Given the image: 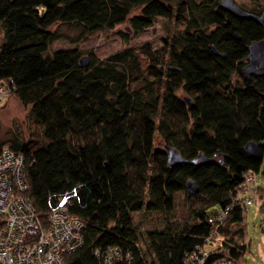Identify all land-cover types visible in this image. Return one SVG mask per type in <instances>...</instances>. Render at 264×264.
Wrapping results in <instances>:
<instances>
[{
    "label": "trees",
    "instance_id": "obj_1",
    "mask_svg": "<svg viewBox=\"0 0 264 264\" xmlns=\"http://www.w3.org/2000/svg\"><path fill=\"white\" fill-rule=\"evenodd\" d=\"M157 18L173 28L157 48L89 53L86 67L77 47L51 50L121 25L136 37ZM129 34L116 33L125 43ZM263 37L256 22L214 0H0V85L10 82L29 108L26 129L0 123V151L23 156L25 193L44 227L66 196L68 213L84 222L83 242L63 264H107V248L121 255L111 264H184L197 248L235 262L246 251L235 241L245 211L236 194L243 174L264 166V76L245 79L242 70L247 46ZM251 141L257 159L244 151ZM167 149L182 162L170 165ZM177 194L191 203L180 214ZM227 206L217 244L207 245L208 217ZM147 212L159 214L160 227L143 228Z\"/></svg>",
    "mask_w": 264,
    "mask_h": 264
},
{
    "label": "built area",
    "instance_id": "obj_2",
    "mask_svg": "<svg viewBox=\"0 0 264 264\" xmlns=\"http://www.w3.org/2000/svg\"><path fill=\"white\" fill-rule=\"evenodd\" d=\"M11 83L0 85V107L11 93ZM24 158L4 146L0 151V264H63L64 256L78 249L83 242L84 222L72 217L67 210L68 196L51 209L48 224L43 226L26 195ZM254 174L244 173L237 196L243 197L246 210L258 199ZM231 206L219 209L208 217L211 230L206 244L218 242V230L227 219ZM264 227V222L261 224ZM99 255V251L96 252ZM103 256L107 264L117 263L121 255L115 248H107ZM127 255L126 257H128ZM206 248H197L187 255L184 264H236L229 258L210 259Z\"/></svg>",
    "mask_w": 264,
    "mask_h": 264
},
{
    "label": "rangeland",
    "instance_id": "obj_3",
    "mask_svg": "<svg viewBox=\"0 0 264 264\" xmlns=\"http://www.w3.org/2000/svg\"><path fill=\"white\" fill-rule=\"evenodd\" d=\"M220 1V0H214ZM238 6L243 7L246 11H252L251 6L254 2L264 9V0H232ZM117 31L125 32L129 34L126 25L119 26L115 31L108 33L90 34L87 38L79 43H71L67 41L54 42L51 50L60 49H72L79 48L83 54L81 58L88 57L89 53H92L98 59H104L110 54L123 50L129 47H137L143 44H149L154 48L160 46L162 39L166 34L173 32V28L170 27L167 22L160 18H157L153 25L141 32L136 37L129 34L130 41L125 43L122 39L116 35ZM59 32L67 36L68 38H75L74 31H68L65 27H60ZM29 108L23 107L18 99L11 95L7 97L3 106L0 107V123L3 129H8L11 126L20 124L23 129H26L25 117ZM26 134V132H25ZM27 135V134H26ZM264 166H262L258 174H254L255 180L258 183V188L262 192V198L255 200V205L248 207L243 214L242 223L238 224L234 229L235 232L242 231L241 235L235 236V241L239 244L243 243L246 246V251L243 252L237 260L236 264H264V235L261 233V223L264 220V210L260 211L259 207L264 205ZM191 203L187 202L182 194L176 195L175 210L177 214L186 212ZM135 220H139L141 215H135ZM161 218L159 214L153 212H147L144 215L143 223L144 229H150L161 226ZM243 229V230H242Z\"/></svg>",
    "mask_w": 264,
    "mask_h": 264
},
{
    "label": "water",
    "instance_id": "obj_4",
    "mask_svg": "<svg viewBox=\"0 0 264 264\" xmlns=\"http://www.w3.org/2000/svg\"><path fill=\"white\" fill-rule=\"evenodd\" d=\"M218 7L229 13L230 15L238 19H250L256 22L262 29L264 33V9L260 10L258 15L245 12L241 10L232 0H220L218 1ZM213 54L218 55L213 47H210ZM247 64L242 70L243 77L246 79L249 76H264V37L260 41L252 42L247 46ZM222 56V55H221ZM89 62L88 57L80 58L79 65L81 67H86ZM171 69V68H168ZM188 106H191V100L187 97L184 98ZM245 153L252 159H257L260 156L258 144L256 142H248L244 147ZM168 152V162L170 165H174L178 162H182L180 155H178L173 149H167ZM186 190L190 194L197 192V187L192 180L186 182Z\"/></svg>",
    "mask_w": 264,
    "mask_h": 264
}]
</instances>
